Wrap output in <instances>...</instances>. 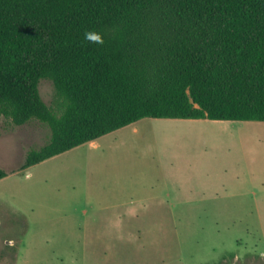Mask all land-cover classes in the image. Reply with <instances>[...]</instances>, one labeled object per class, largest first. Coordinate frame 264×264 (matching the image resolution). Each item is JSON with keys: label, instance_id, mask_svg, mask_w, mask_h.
Here are the masks:
<instances>
[{"label": "rangeland", "instance_id": "1", "mask_svg": "<svg viewBox=\"0 0 264 264\" xmlns=\"http://www.w3.org/2000/svg\"><path fill=\"white\" fill-rule=\"evenodd\" d=\"M50 135L0 117V264H264V121L144 117L21 169Z\"/></svg>", "mask_w": 264, "mask_h": 264}, {"label": "trees", "instance_id": "2", "mask_svg": "<svg viewBox=\"0 0 264 264\" xmlns=\"http://www.w3.org/2000/svg\"><path fill=\"white\" fill-rule=\"evenodd\" d=\"M0 117L51 129L21 169L144 117L264 121V0H0Z\"/></svg>", "mask_w": 264, "mask_h": 264}, {"label": "clouds", "instance_id": "3", "mask_svg": "<svg viewBox=\"0 0 264 264\" xmlns=\"http://www.w3.org/2000/svg\"><path fill=\"white\" fill-rule=\"evenodd\" d=\"M88 36L98 42H103V38L100 33H88Z\"/></svg>", "mask_w": 264, "mask_h": 264}]
</instances>
